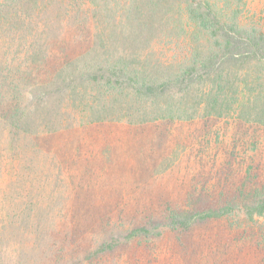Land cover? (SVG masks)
<instances>
[{
  "label": "rangeland",
  "instance_id": "obj_1",
  "mask_svg": "<svg viewBox=\"0 0 264 264\" xmlns=\"http://www.w3.org/2000/svg\"><path fill=\"white\" fill-rule=\"evenodd\" d=\"M247 2L264 12V0ZM75 11L68 18L66 12L50 7L34 11L32 19L23 11L21 24L20 17H15L14 29L18 25L16 30L26 34L27 40L40 37L46 45L47 39L50 55L46 69L37 74L24 70V65L18 67L16 60L9 74L16 82H1L2 86L24 83L32 98L40 91V78L47 80L55 72L54 64L86 48L89 33L84 28L75 32V26L79 27L76 17L72 18ZM87 22L88 28L91 23ZM158 33L159 52L170 55L167 48L176 39V31ZM183 37L193 45L189 35H180V40ZM23 55L24 50L21 59ZM224 65L240 68L246 96L264 101V59ZM54 105L56 110L37 112L35 122L27 127L32 149L16 148L22 146L13 142L16 133L0 123V264H264V239L258 236L264 230V217L239 227L211 219L194 224L181 239L160 235V223L151 222L152 241L147 247L123 235L134 225L147 223L151 212L154 217L160 214V206L168 200L173 206L191 208L216 205L221 189L239 183L246 172L253 175L257 168L258 179H264V114L253 104L245 105L241 118L209 120L208 134L201 131L202 120L197 118L168 125L167 139L159 140L152 129L133 140L127 124L116 120L107 122L111 131L104 140L95 141L87 128L95 123L75 126L78 121L72 111L59 102ZM65 121L74 125L68 128ZM83 157L91 169L87 175L80 173ZM36 173L41 175L40 183L34 182ZM76 188H81L77 196ZM30 210L40 215L36 230L26 221ZM21 212L25 219L11 223L10 217ZM104 224H110L114 239L103 234ZM105 239L117 245L89 261L90 251L107 244Z\"/></svg>",
  "mask_w": 264,
  "mask_h": 264
},
{
  "label": "trees",
  "instance_id": "obj_2",
  "mask_svg": "<svg viewBox=\"0 0 264 264\" xmlns=\"http://www.w3.org/2000/svg\"><path fill=\"white\" fill-rule=\"evenodd\" d=\"M76 3L80 4L75 11ZM50 7L66 12L68 18L75 11L72 18L76 17L75 25H79L75 32L87 30V45L74 57L54 64L56 70L50 72L53 75L47 80L40 78V91L31 98V89L24 83L4 87L1 82H16L9 78L16 60L17 66L24 65L30 74L41 73L47 67L49 45L47 39L46 45L40 42V37L27 40V35L18 33L19 26L14 29L12 22L19 16L23 23V11L32 19L34 11ZM263 21L264 12L257 11L254 4L249 6L247 0H0V123L16 133L13 142L22 144L16 148L32 149L27 127L35 122L37 112L50 111V107L56 110L57 102L72 111L78 121L75 126L95 123L87 127L94 141L104 140L111 131L107 122L116 120L127 124L133 140L152 129L162 140L167 139V130L170 133L168 125L177 120L199 118L201 131L208 134L212 129L209 120L241 118L245 105L253 104L258 113L264 114V101L246 96L240 68L224 65L264 59ZM86 22L91 26L87 28ZM158 30L176 31V39L167 48L170 55L159 52ZM151 33L156 38L149 36ZM32 34L29 31V37ZM180 35H189L193 45L184 41L185 37L180 40ZM24 75L23 72L20 78ZM89 115L96 119H89ZM72 124L67 122L66 126L70 128ZM84 159L79 163L80 173L87 175L91 169ZM40 176L36 173L34 182L41 181L37 179ZM258 177L257 168L253 175L246 172L239 183L221 189L216 205L191 208L186 204L173 206L168 200L160 206V214L154 217L155 212H151L147 223H138L123 235L127 241L132 239L147 247L152 241L151 222L160 223V235L168 233L177 239L186 237L194 224L211 219L221 218L230 225L235 222L238 227L241 223L255 224L264 217V179ZM79 190L76 188V196ZM26 216L36 230L39 212L30 210ZM21 219H25V213H14L10 222ZM109 225L101 229L114 239ZM261 231L258 236L264 239V230ZM105 242L97 250H88L89 261L107 247L111 250L117 245Z\"/></svg>",
  "mask_w": 264,
  "mask_h": 264
}]
</instances>
